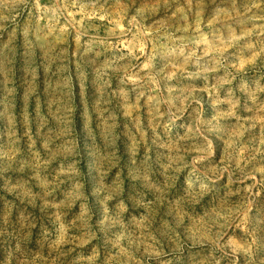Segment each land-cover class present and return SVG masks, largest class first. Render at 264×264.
Masks as SVG:
<instances>
[{"label": "rangeland", "instance_id": "rangeland-1", "mask_svg": "<svg viewBox=\"0 0 264 264\" xmlns=\"http://www.w3.org/2000/svg\"><path fill=\"white\" fill-rule=\"evenodd\" d=\"M0 264H264V0H0Z\"/></svg>", "mask_w": 264, "mask_h": 264}]
</instances>
